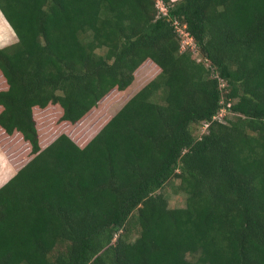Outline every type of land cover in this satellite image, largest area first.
Returning <instances> with one entry per match:
<instances>
[{"label":"trees","instance_id":"1","mask_svg":"<svg viewBox=\"0 0 264 264\" xmlns=\"http://www.w3.org/2000/svg\"><path fill=\"white\" fill-rule=\"evenodd\" d=\"M160 1L0 0V129L30 155L0 185V264H264V0ZM145 60L87 141L38 135L34 108L76 123Z\"/></svg>","mask_w":264,"mask_h":264},{"label":"rangeland","instance_id":"2","mask_svg":"<svg viewBox=\"0 0 264 264\" xmlns=\"http://www.w3.org/2000/svg\"><path fill=\"white\" fill-rule=\"evenodd\" d=\"M155 10L156 14L160 11L156 1ZM191 53L193 57L202 61L197 51ZM158 71L159 69L149 60L143 61L133 72V81L127 90H110L78 122L73 124L68 123L69 125H67L65 122L58 119L60 115L58 106L48 104L44 109L34 108L33 117L38 129V135L41 137L48 135L47 139L50 140L53 136L66 131L69 137L74 139L73 141L78 142L79 139L80 142L84 143L118 110L138 84L146 83L153 78ZM4 86L3 78L0 76V88ZM23 147L24 145L20 142L16 134H12L8 137L5 136L0 129V154L3 164H5L4 168L2 167L3 176L0 178V181L3 182L12 174L13 169L8 166L12 161L20 165L28 159L30 155L29 153L26 154V149ZM160 192L166 199L168 207L173 208L184 205L185 194L178 187V179H169L164 183ZM130 221L131 223L127 224L129 237L134 238L138 233V226L133 216H131Z\"/></svg>","mask_w":264,"mask_h":264},{"label":"built area","instance_id":"3","mask_svg":"<svg viewBox=\"0 0 264 264\" xmlns=\"http://www.w3.org/2000/svg\"><path fill=\"white\" fill-rule=\"evenodd\" d=\"M157 5H159V13L161 14H165V6L161 3L160 0H155ZM172 27L174 29V31L176 32L178 38H179V51H197L196 50V45L191 37V35H189V33L186 31L185 29V25L184 24H179L178 21L176 19L171 21ZM196 60H200V59H196ZM206 64V63H204ZM207 65V64H206ZM220 81L219 85H223L222 81ZM228 106V104H226ZM224 108H220L219 111L213 115L211 117V119H216L220 122H224L222 120V116L224 115ZM208 125V122H202L201 126H199V133H202L205 131L206 127Z\"/></svg>","mask_w":264,"mask_h":264},{"label":"crops","instance_id":"4","mask_svg":"<svg viewBox=\"0 0 264 264\" xmlns=\"http://www.w3.org/2000/svg\"><path fill=\"white\" fill-rule=\"evenodd\" d=\"M15 40H16V37H15L12 29L10 28V26L5 21V19L3 18L2 14L0 13V47L8 45V44H11V43L15 42ZM0 157H1V161H0V178H2L3 172H2V156H1V154H0ZM3 182L0 181V185Z\"/></svg>","mask_w":264,"mask_h":264}]
</instances>
